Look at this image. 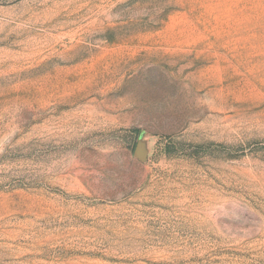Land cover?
<instances>
[{"label": "rangeland", "instance_id": "1", "mask_svg": "<svg viewBox=\"0 0 264 264\" xmlns=\"http://www.w3.org/2000/svg\"><path fill=\"white\" fill-rule=\"evenodd\" d=\"M0 264H264V0H0Z\"/></svg>", "mask_w": 264, "mask_h": 264}]
</instances>
